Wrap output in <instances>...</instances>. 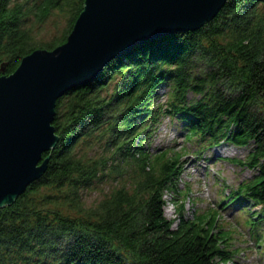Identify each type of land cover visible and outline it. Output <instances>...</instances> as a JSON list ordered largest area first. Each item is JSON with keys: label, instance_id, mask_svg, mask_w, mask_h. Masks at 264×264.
Listing matches in <instances>:
<instances>
[{"label": "trees", "instance_id": "trees-1", "mask_svg": "<svg viewBox=\"0 0 264 264\" xmlns=\"http://www.w3.org/2000/svg\"><path fill=\"white\" fill-rule=\"evenodd\" d=\"M84 5L0 0V76L13 73L32 51L65 43ZM56 13L67 18L66 30L51 42H36L33 29ZM164 85L171 96L157 107ZM190 94L198 100L189 101ZM162 113L179 121L185 141L203 149L224 141L253 145L247 163L229 160L249 164L258 175L218 209L258 207L264 223V0H228L201 29L139 44L91 83L66 92L53 122L59 140L43 155L50 157L46 172L0 208V264L228 262L234 251L217 226L218 210L188 218L182 204L176 223L165 216L166 192L181 193L185 150L152 155L144 148L151 122ZM99 138L104 154L79 150L92 151ZM126 173L133 179L129 187L113 189L94 208L83 206L80 190L107 174Z\"/></svg>", "mask_w": 264, "mask_h": 264}, {"label": "water", "instance_id": "water-1", "mask_svg": "<svg viewBox=\"0 0 264 264\" xmlns=\"http://www.w3.org/2000/svg\"><path fill=\"white\" fill-rule=\"evenodd\" d=\"M228 0H85L62 45L38 48L0 76V208L46 172L58 100L137 45L211 22Z\"/></svg>", "mask_w": 264, "mask_h": 264}, {"label": "rangeland", "instance_id": "rangeland-1", "mask_svg": "<svg viewBox=\"0 0 264 264\" xmlns=\"http://www.w3.org/2000/svg\"><path fill=\"white\" fill-rule=\"evenodd\" d=\"M66 28L67 18L56 13L45 23L35 27L33 33L36 42L48 43L59 38ZM169 96H171L169 87L162 86L158 90L154 104L157 107L163 106ZM197 100L198 96L190 94L189 101ZM157 119L149 126L144 148L152 155L160 154L166 149L173 152L181 148L185 150L181 159L184 169L177 183L181 193L172 196L170 192H166L164 195V211L169 221L177 222L178 208L182 204L185 217L194 218L195 215L213 217L219 202L226 200L227 196L236 191L241 184L253 181L258 175V170L253 169L249 164L239 166L229 160V158H235L247 163L253 145L239 147L224 141L220 145H209L203 149L204 146L196 142L185 141V131L177 119H172L164 113ZM79 147V150L87 153L88 156L95 153L104 154V142L101 138L96 141L92 151L82 145ZM128 173L131 172L128 171ZM128 173L124 176L107 174L93 182L89 188L80 190L79 195L83 206L94 208L113 189L122 185L129 187L133 179ZM211 209L214 211L210 212ZM259 209L251 206V211L245 210L242 213L237 205L230 204L225 210L219 212L216 218L217 226L229 236L231 250L234 251L233 255L235 254L223 264H264V226L262 225L264 223L259 222V216L257 217ZM252 211H258L255 220L250 215ZM249 223L252 225L250 226ZM258 236L261 238L257 240Z\"/></svg>", "mask_w": 264, "mask_h": 264}]
</instances>
